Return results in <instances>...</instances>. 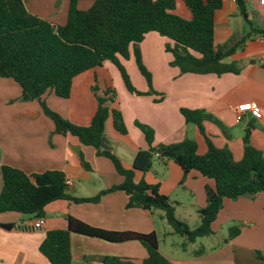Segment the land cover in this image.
Masks as SVG:
<instances>
[{
  "label": "crops",
  "instance_id": "crops-1",
  "mask_svg": "<svg viewBox=\"0 0 264 264\" xmlns=\"http://www.w3.org/2000/svg\"><path fill=\"white\" fill-rule=\"evenodd\" d=\"M261 1L247 0V8L249 19L264 27ZM23 2L30 13L41 19L57 25L67 22L70 0ZM94 2L79 0L78 7L88 10ZM177 14L190 18L182 0H177ZM249 32L250 26L240 15L235 0H223V7L215 13V43L242 42ZM154 34L146 35L140 43L146 44L145 49L140 51L157 94L146 99L134 94L131 98H141L142 103L126 108L116 97L111 107L121 111L127 135L114 130L112 118L105 125V137L123 166L132 169L137 153L149 149L145 136L135 125L139 122L154 130V146L190 139L197 143L198 153L205 155L209 140L217 148H228L237 162L243 159V139L248 129L251 145L264 155V37L248 39L234 55L225 58L227 64L240 65L239 75L217 76L181 74L179 68L170 65L172 54L167 57L165 51L159 50L160 45L162 48L168 44V39H158ZM162 54L165 57L161 58ZM111 75L104 64L75 78L69 99L59 98L49 90L43 100L63 119L87 127L97 111L96 93L113 90ZM95 86L98 91L94 90ZM21 96L22 89L15 81L0 78V194L4 185L2 166L28 174L61 171L67 176L70 193L78 198L95 197L123 182L109 159L98 156L93 147L82 145L71 135L57 134L40 102H22ZM244 103L258 104L262 119L247 115L237 123L235 109ZM182 109L204 111L211 117L203 123L204 132L197 125L186 123ZM82 155L89 169L83 167ZM159 162L149 172H136L135 182L159 186L160 192L174 203L177 217L187 225L192 220L198 223L197 227L199 210L207 205L206 187L215 188V182L196 171L186 176L173 161ZM128 202L125 192L115 191L102 196L98 203L53 202L40 221L15 212L0 214V264H50L41 254L40 246L49 231L67 229V216L105 231L156 233L160 252L175 264H264V193L254 198L225 199L212 225L213 235L195 243L177 239L163 212L128 208ZM5 225L14 228L5 229ZM233 226L239 228L240 234L227 241ZM71 250L74 264H101L95 258L100 256L133 259L138 263L148 257L140 242L111 243L79 234H72Z\"/></svg>",
  "mask_w": 264,
  "mask_h": 264
},
{
  "label": "trees",
  "instance_id": "trees-1",
  "mask_svg": "<svg viewBox=\"0 0 264 264\" xmlns=\"http://www.w3.org/2000/svg\"><path fill=\"white\" fill-rule=\"evenodd\" d=\"M182 1L190 12L188 19L177 14V0H95L88 10L79 9V0H70L66 24L57 25L30 13L23 0H0V78L11 79L21 87L20 101L38 100L44 115L53 121L57 134L71 135L82 145L93 147L97 155L109 159L123 177L121 184L95 197L78 198L70 193L67 176L61 171L28 174L2 166L4 185L0 194V214L15 212L42 219L47 206L53 202L98 203L108 193L123 191L129 197L128 208L163 212L173 235L181 236L187 243H195L213 235L212 225L225 199L254 198L264 193V155L251 145L248 129L243 139L244 156L237 162L228 148H217L209 140V150L205 155L198 153L197 143L190 139L154 146V130L136 123L149 149L140 150L133 168L126 169L105 137L109 118H112L114 130L120 135L128 134L121 111L111 107L116 101L115 91L107 90L103 95L96 93L97 111L87 127L63 119L43 100L49 90L59 98L69 99L74 79L102 67L106 62H112L120 70L129 92L144 96L132 87L125 68L119 62V57L129 59L131 48L139 72L150 88L147 95L154 94L153 76L138 48L149 33L171 41L166 47L173 56L170 65L179 68L183 75H239L240 65L237 62L227 64L225 58L234 55L248 39L258 35L264 37V27L256 26L249 19L247 0L235 2L240 15L250 26L249 34L242 42L231 40L224 45L215 43V13L223 7V0ZM181 114L186 123L197 125L201 132H204V121L211 119L204 111L182 109ZM155 160L173 161L186 176L196 171L215 182V188L206 187L207 205L199 210L200 223L196 228L191 229L178 219L175 206L160 192L159 186L145 181L135 182L136 172H149ZM81 162L84 168L89 169L83 155ZM4 228L12 229L14 226L5 225ZM72 234L111 243L137 241L148 252V257L141 263L119 257H95L101 264H175L160 252L156 233L105 231L72 216H67L66 230L49 231L40 246L41 254L50 264H74ZM239 234V228L233 226L227 241Z\"/></svg>",
  "mask_w": 264,
  "mask_h": 264
},
{
  "label": "rangeland",
  "instance_id": "rangeland-1",
  "mask_svg": "<svg viewBox=\"0 0 264 264\" xmlns=\"http://www.w3.org/2000/svg\"><path fill=\"white\" fill-rule=\"evenodd\" d=\"M59 2H60V0H59ZM154 35L157 36L158 39H165L164 37H162V36H160L158 34H154ZM149 39L150 38H148L147 41H149ZM168 41H169L168 44H171V41L170 40H168ZM145 45L146 44H143V46H141V44H138V48L140 50L141 49L143 50V49H145ZM166 47H167V45H165L164 47L161 48V45H160L159 46V48H160L159 50L161 52H164L165 51L164 52L165 55L167 57H169L171 53H169L166 50ZM163 57H165L164 54L161 55V58H163ZM119 62L125 68L126 73L128 75V78L130 80V83H131L132 87L135 89V91L138 92V93L144 94L143 97L142 96H140V97L144 98V97H148L150 95H154V94L156 95L157 94L156 93L157 91H155V89H154L155 87L153 86L152 89L154 91V94L147 95V94L150 93V88L147 85L146 80L144 79V77L139 72V69H138V67L136 65L135 56H134V52H133V49L132 48L130 49V57H129V59L126 60V59H123V58L119 57ZM105 64H106L107 68L110 69L111 74H112L111 76H113L112 77V80H114L113 90L115 91V93L117 95V99L120 100V104L124 108H126V107L132 106L133 104H136V103H142V102H139V101H141V98H134V99L131 98V96L134 95V94L131 93V92H129V90L126 88V85H125V82L123 80V77H122V74H121L120 70L112 62H106ZM105 73L108 74V71L105 70ZM234 75H236V74H234ZM96 87L97 86H95V88ZM95 88H94V90H95ZM97 93H99V92H97ZM101 95H103V94H101ZM158 98H160V97H158ZM144 99H146V98H144ZM155 162L156 163H160L159 160H155ZM172 204L174 205V203H172ZM197 224L198 223H194V221L191 220V222L188 225L190 226L191 229H194V228H196L195 226ZM236 225L238 226V224H236ZM175 237L177 239H182V237L181 236H178V235H175Z\"/></svg>",
  "mask_w": 264,
  "mask_h": 264
},
{
  "label": "built area",
  "instance_id": "built-area-1",
  "mask_svg": "<svg viewBox=\"0 0 264 264\" xmlns=\"http://www.w3.org/2000/svg\"><path fill=\"white\" fill-rule=\"evenodd\" d=\"M261 4H264V0L261 1ZM236 112V122L241 123L247 115L254 117L255 119L261 120L262 119V111L258 104L256 103H244L239 105L235 109ZM156 156H159L157 154ZM40 221V219L38 220ZM36 229V225L33 226Z\"/></svg>",
  "mask_w": 264,
  "mask_h": 264
},
{
  "label": "water",
  "instance_id": "water-1",
  "mask_svg": "<svg viewBox=\"0 0 264 264\" xmlns=\"http://www.w3.org/2000/svg\"><path fill=\"white\" fill-rule=\"evenodd\" d=\"M98 90H99V88H98V87H96V88H95V91H98Z\"/></svg>",
  "mask_w": 264,
  "mask_h": 264
}]
</instances>
